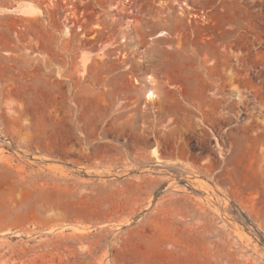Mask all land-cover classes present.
<instances>
[{
	"label": "rangeland",
	"instance_id": "rangeland-1",
	"mask_svg": "<svg viewBox=\"0 0 264 264\" xmlns=\"http://www.w3.org/2000/svg\"><path fill=\"white\" fill-rule=\"evenodd\" d=\"M0 264H264V0H0Z\"/></svg>",
	"mask_w": 264,
	"mask_h": 264
},
{
	"label": "bare ground",
	"instance_id": "bare-ground-1",
	"mask_svg": "<svg viewBox=\"0 0 264 264\" xmlns=\"http://www.w3.org/2000/svg\"><path fill=\"white\" fill-rule=\"evenodd\" d=\"M161 6H162V9L159 10L157 14H158L159 20L165 23L166 28L163 29L157 36L164 37L165 41L167 39L170 41L171 39L168 36L171 34V31H174L176 28L182 27V26L185 25V23H184L185 21H184V18H183L184 17L183 16L184 13L181 12V14L177 13V15H174L173 9L168 7L167 4H162ZM30 10H32V9H28L27 8V10H25V12L28 13ZM165 12H166V14H165ZM31 13H32V11H31ZM66 32L67 33L70 32L69 26H67ZM122 39H124V37H122ZM117 45H120V43L117 44ZM204 60H205L206 67L210 68L211 67V56H210L209 53H207V52L205 53V59ZM150 78L152 79L153 77L150 76ZM167 91L170 92V90H167ZM158 95L159 94L156 93V91H154L153 89H148L147 92H146L147 103L155 104L157 102V100H158V97H159ZM156 106H158V105H156ZM153 107L155 108V106H153ZM143 141L145 143L146 142L148 143V139L147 138H143ZM158 150L159 149L157 147H154L152 149V154L157 160H161V157L159 155V151Z\"/></svg>",
	"mask_w": 264,
	"mask_h": 264
}]
</instances>
